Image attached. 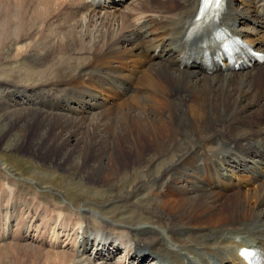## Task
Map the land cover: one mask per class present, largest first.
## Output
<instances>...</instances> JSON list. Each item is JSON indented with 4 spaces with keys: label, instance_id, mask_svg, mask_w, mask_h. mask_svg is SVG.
Listing matches in <instances>:
<instances>
[{
    "label": "bare ground",
    "instance_id": "bare-ground-1",
    "mask_svg": "<svg viewBox=\"0 0 264 264\" xmlns=\"http://www.w3.org/2000/svg\"><path fill=\"white\" fill-rule=\"evenodd\" d=\"M114 2L42 0L35 15L42 21L73 11L61 16L71 43L52 54L49 38L36 46L47 62L39 78L20 82L0 72V148H17L37 120L33 149L77 155L71 178L100 185L103 194L90 199L108 196L130 207L128 214L93 225L95 215L44 203L37 192L20 199L18 182L0 179V209L7 194L0 239L16 238L10 224L28 209L21 236L34 231L33 240L62 247L48 256L55 264H144L150 257L152 264H249L244 246L264 257V82H256L264 64L208 74L200 56L186 52L216 28L264 52V0H224L208 24L199 19L201 0ZM10 16L0 0V58L27 35ZM31 90L26 101L14 100ZM11 100L33 107L9 110ZM87 149L95 153L84 156Z\"/></svg>",
    "mask_w": 264,
    "mask_h": 264
},
{
    "label": "rangeland",
    "instance_id": "rangeland-1",
    "mask_svg": "<svg viewBox=\"0 0 264 264\" xmlns=\"http://www.w3.org/2000/svg\"><path fill=\"white\" fill-rule=\"evenodd\" d=\"M130 1L131 0L125 1L120 5V7L127 5ZM41 2L42 0H3V4L7 6L11 13L10 17L12 18V22L26 25L24 27V32L27 33L23 39L16 43L15 50L7 54V57L3 56L0 58V72L3 77L9 78L10 76H16L15 79L20 82H26L33 80V78H39L41 77V73L46 67L47 62H41L40 56L44 55V53L36 50V46L42 45L45 39L49 38L51 40V47L49 49L48 44H46V49L50 54H52L54 52H61L65 50L71 43V41H69L68 30L64 27L65 25H63L64 22L67 24V21L61 22L63 20L61 16L70 15L73 11L71 9H64L65 11H61V15L57 14L56 16H49L47 21H42L40 18H35V15L40 13L39 8L42 7ZM18 8H22L21 12H25L24 16H16L15 13ZM25 63H28L29 65L26 66ZM7 68H9L10 71H7ZM263 74L264 72H261L257 76V78H259H256V82H259V86L263 85ZM260 81L262 83H260ZM31 94H33L32 90L28 91L27 94H23V92L20 94L17 93L14 96V100L21 102L24 100L26 101V95ZM15 101L11 100L13 105L9 104V106H11L9 110L19 111L27 110L28 108L33 107V104L22 103L18 105ZM5 111L7 112L8 108H5ZM2 113L3 112L0 113V116L4 114ZM36 121L37 120H35L34 124L32 123L31 126L28 125L26 127V135L17 145V148L12 150L0 148V160L5 164V167L0 166V179H3L2 181H6L7 178V182L9 179L16 180L19 187L18 197H20V199H22L25 195L26 197H32L33 193L37 192L38 196L43 198L42 201L44 203L50 204L54 200L58 201L60 204L71 207L76 210V212L87 213L92 216L95 215L96 222L94 221L95 223L93 222V225L105 221L111 222V219H117L116 216H126L130 207L126 209L122 207L123 205L119 202L111 204L109 203L110 201H107L109 198L108 196L100 195L98 197V199L100 197H106V200L104 201H101L100 199H95L96 201L94 199H90V196L95 197L96 195L93 192L100 191V194H103L104 190L101 189L102 187L100 185L92 183L91 180H83L79 182L77 179L71 178L73 174H70L69 172L75 170V167H73L74 162L72 163V161L77 159V155H67V157L63 152H61L60 155L58 151H50L48 147L44 148L43 144H41L40 148L33 149L34 139L39 130ZM14 125H16V122ZM52 127L55 128L54 125ZM53 131L48 134V140L53 138ZM68 149L70 150L71 147H68ZM88 152L95 153L94 149H87V152L84 151L83 155L85 156ZM6 196L7 194L2 197V209H0V227L3 226L5 228L7 227V224L2 225V223L6 220L2 218H5L4 214L7 211L5 208L7 204ZM134 200L135 199H133L132 202H134ZM134 208L135 211L138 208L141 210L142 206H136ZM143 209L144 208H142V210ZM217 209L218 211L224 209V211L230 213L232 210L229 209L228 206L222 207L221 205H218ZM125 210L127 212H125ZM90 211L91 213H89ZM28 212V209H25L24 213H20L19 208L18 213L20 214L17 215L19 218V224L16 225L15 221L10 224L11 231L16 234V238L6 240L0 239V264H23L24 261L27 262L26 264H55L47 261L48 256L57 255V251L62 249V247L51 250V248L41 244L38 240H33L34 231H32L31 234H29L30 236H27V238L24 237L26 235L21 236L22 228L19 225L24 224L26 222V218H32V216H29ZM85 227L86 222H83L81 230H84ZM1 230L2 229L0 228V232ZM80 238H82L81 234L78 239ZM89 247H91V244H89ZM92 249L93 248L90 250L89 248L90 252H92ZM120 254V252L116 251L111 258H105L108 263H112L119 258ZM60 259V256H57V261ZM130 261L134 264H137L138 262L136 259H131ZM152 263L154 262L150 257L144 264Z\"/></svg>",
    "mask_w": 264,
    "mask_h": 264
}]
</instances>
